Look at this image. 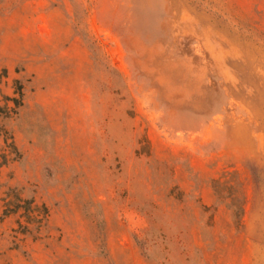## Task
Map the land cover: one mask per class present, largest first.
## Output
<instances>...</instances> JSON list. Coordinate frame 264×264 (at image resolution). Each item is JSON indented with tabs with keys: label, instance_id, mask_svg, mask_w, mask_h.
<instances>
[{
	"label": "rangeland",
	"instance_id": "374dc122",
	"mask_svg": "<svg viewBox=\"0 0 264 264\" xmlns=\"http://www.w3.org/2000/svg\"><path fill=\"white\" fill-rule=\"evenodd\" d=\"M0 154V264H264V0H0Z\"/></svg>",
	"mask_w": 264,
	"mask_h": 264
},
{
	"label": "trees",
	"instance_id": "16d2710c",
	"mask_svg": "<svg viewBox=\"0 0 264 264\" xmlns=\"http://www.w3.org/2000/svg\"><path fill=\"white\" fill-rule=\"evenodd\" d=\"M6 164L7 156L5 154H0V169ZM233 178V174H231V177L228 180H215L214 189L220 199L231 200L233 202L236 223L238 226H242L245 207L243 198L236 190V183ZM255 181L257 182V180Z\"/></svg>",
	"mask_w": 264,
	"mask_h": 264
}]
</instances>
